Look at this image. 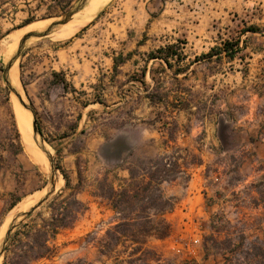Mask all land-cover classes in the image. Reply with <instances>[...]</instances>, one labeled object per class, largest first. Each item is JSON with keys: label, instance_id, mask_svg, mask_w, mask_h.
Here are the masks:
<instances>
[{"label": "rangeland", "instance_id": "rangeland-1", "mask_svg": "<svg viewBox=\"0 0 264 264\" xmlns=\"http://www.w3.org/2000/svg\"><path fill=\"white\" fill-rule=\"evenodd\" d=\"M80 2L0 0V52L10 41V34L29 25V20L57 21ZM121 2L108 0L88 25L69 39L58 41L46 36L22 41L17 70L21 83L26 53L69 45L96 20H111L113 9ZM226 4L219 3L212 12L207 4L200 3L198 13L183 12L173 17L159 36H146L131 28L132 59L138 67L127 73L131 84L119 79L125 85L124 103L89 113L84 129L70 147L42 133L51 154L50 163L45 156L49 169L45 160L44 169L26 151L13 95L0 67V245L13 224L12 234L32 227L33 234H43L46 224L59 214L53 211V200L79 192L78 199L88 210L79 214L73 228L61 230L56 241L49 232L48 244L55 251L49 259L29 264H121L127 259L123 246L110 257L101 252L102 245L111 240L107 233L119 223H131V218L145 227L148 219L140 211L118 214L106 197L108 190L125 185L131 170L134 184H146L150 160L167 156L171 160L163 166L173 180L163 183L161 190L173 203L164 216L171 235L165 240L149 238L147 248L167 264H223L225 253L243 261L247 252L256 264L258 247L264 241V0H247L242 11L231 2ZM251 27L258 32L247 31ZM226 42L240 43L234 58L226 52L217 54ZM169 45H175L182 58H172L170 66L161 61L148 65L150 53ZM213 49V56L204 58ZM1 59L0 55L3 66ZM105 89L101 87L99 100L108 106ZM152 99L163 101L153 105ZM37 124L42 131L39 120ZM130 128L141 130L145 137L136 149L122 135ZM168 128L175 131L176 141L166 143L169 136L162 132ZM195 156L203 160L201 166L192 164ZM61 176L63 184L26 216L48 194L51 181H59ZM45 189L46 194L31 201ZM29 198L26 208L12 218L13 209ZM148 205L147 200H141L136 208ZM126 236L131 238V232ZM22 240L26 243L31 239L22 236ZM25 251L12 248L7 264H22L17 257Z\"/></svg>", "mask_w": 264, "mask_h": 264}, {"label": "crops", "instance_id": "crops-1", "mask_svg": "<svg viewBox=\"0 0 264 264\" xmlns=\"http://www.w3.org/2000/svg\"><path fill=\"white\" fill-rule=\"evenodd\" d=\"M223 2L233 3L240 11L247 5V0H122L113 9L111 20H96L69 45L26 53L22 58V86L42 124L43 135L70 147L84 129L89 113L124 103L125 85L119 79L131 84L127 73L138 67L132 59L131 28L146 36H159L180 13H198L200 3L215 12ZM122 59L125 61L120 62ZM148 59V65L165 62ZM102 86H106L103 93L110 99L108 106L99 100Z\"/></svg>", "mask_w": 264, "mask_h": 264}, {"label": "trees", "instance_id": "trees-1", "mask_svg": "<svg viewBox=\"0 0 264 264\" xmlns=\"http://www.w3.org/2000/svg\"><path fill=\"white\" fill-rule=\"evenodd\" d=\"M30 23L31 20L27 22V24ZM247 31L256 33L258 32V29L251 27ZM235 47L240 48V43L226 42L224 44V48L221 49L220 52H217V54L221 55L223 52H226L230 58H234L238 52V50H235ZM214 52L215 50L213 49L212 53L205 55L204 58H211ZM174 57L177 59L182 58L175 45H169L167 47L160 48L157 53H151L149 55L150 59H163L169 66L171 65L170 60ZM125 59H122L120 62L125 61ZM0 67L1 70H4V66ZM158 101L163 100L152 99V104L156 105L159 103ZM162 133L164 136L166 134L169 136L166 143H169L170 141H176L175 131L172 129L168 128L167 132ZM218 135L220 136V129L218 130ZM170 160L171 159L168 160L167 156L150 160L151 166L146 172L148 174L149 181L146 184H144L145 182L141 186L134 184L132 182L134 172L131 170L130 178L129 180L125 181V185L120 186L119 189H116L113 186L110 187L108 190L109 196L106 197L110 201L114 211H116L118 214H123L127 211H131V213L140 211L147 214L148 222L146 223L145 227H140V225L136 224L135 219L131 218V223L129 220L128 222L125 221L114 226L112 231L107 233V235L111 237V240L106 241L102 245L103 250H101V252L103 255L110 257V255L117 252L118 247L123 246L124 251L122 254L127 255V259L122 260L121 264H136L140 261L145 262V264H167L163 263L162 258L157 256L152 248H147V240L149 238L165 240L171 235V226L164 219V216L173 208V203L170 199L164 197L161 190L163 183L173 180L170 171L168 172L165 169V165L163 166V162L167 161L166 164H168V161ZM192 164L201 166L203 164V160L200 157L195 156V160ZM153 169H155V171ZM144 170L146 171V168H144ZM64 176L67 186L70 187V181L68 177L66 175ZM78 193L79 192L71 193L66 197L58 196L53 200V211H57L59 214L57 216L54 215L52 217V221L46 224L45 232L43 234H41L40 231H37V234H33L34 227L26 232L18 231L12 234L5 249L6 255L4 264H7L8 253L12 252V248L15 250H26L23 255H19L17 257L18 262H22V264H29L31 261L49 259L52 253L55 251V248H52L48 244L49 232H51V238L54 240L61 230L73 228L79 214L82 211L88 210L86 204L78 199ZM102 197L105 196L102 194ZM141 200H147L149 205L138 210L136 208V203ZM128 232H131V238L126 236ZM116 234H120V236H115ZM22 236L31 240H28L26 243H24ZM36 249H39L42 252L37 254L35 252ZM258 251V260L255 263L264 264V241L261 242V245L258 247ZM246 254L247 255L243 261H235L234 258L225 253L223 264H254L253 259L250 258L251 254L249 252ZM80 262L81 261H79V263Z\"/></svg>", "mask_w": 264, "mask_h": 264}, {"label": "bare ground", "instance_id": "bare-ground-1", "mask_svg": "<svg viewBox=\"0 0 264 264\" xmlns=\"http://www.w3.org/2000/svg\"><path fill=\"white\" fill-rule=\"evenodd\" d=\"M107 1L108 0H91L89 4H87L85 8L74 17L72 21L67 23L62 28L57 29L55 32L48 35L47 37H51L54 40L61 41V40L69 39L74 35H77V33L83 27L88 25V23H90L91 20L98 15L97 12L105 5ZM55 20L56 18H52L50 20L36 21L27 25L22 29H19L11 33L9 37L11 38L10 41L8 42V44L6 43V46H4V48H2L0 52L3 62L7 63L9 61L11 56L15 53L19 44L24 40V38H26L25 35L27 33L33 30H43ZM18 68H19V64L17 61L11 71L12 87L16 89L23 97V100L28 103V99L25 95V91L21 83L20 74H19L20 72L17 71ZM11 94L13 95V99H14V110L17 119L16 121L18 122V127L22 135V141L24 143L26 151L28 153H31V157L33 158V160L36 163H38L41 167L45 169V165H46V168L49 169V163H50L49 156L45 154L43 150H41L39 146V139L34 135L33 132V119H34L33 113L29 110H25L21 106L18 98L12 92ZM45 156L49 160V163ZM44 160H45V165H44ZM63 182H64L63 177L60 178L59 181L56 179L55 183L57 188L58 186H61ZM47 192L48 189H45V191H42L38 195H35L31 201H33L37 197H40L41 195L46 194ZM29 203H30V198L19 203L12 211V215H11L12 218L17 213L22 212ZM4 231L5 229L1 233H3ZM0 264H2V259H0Z\"/></svg>", "mask_w": 264, "mask_h": 264}, {"label": "water", "instance_id": "water-1", "mask_svg": "<svg viewBox=\"0 0 264 264\" xmlns=\"http://www.w3.org/2000/svg\"><path fill=\"white\" fill-rule=\"evenodd\" d=\"M91 0H81V2L74 8L72 9L70 12H68L66 15H64V17H62L61 19L53 22L52 24H50L44 31H34L32 33H30L28 36H26V38H24L23 43L26 42L27 40H29L30 38H34V37H46L50 34H52L53 32H55L57 29L62 28L63 26H65L67 23H69L70 21H72L74 19V17L79 14L87 4H89ZM22 44V43H21ZM21 44L17 50V52H15L11 58L9 59V61L7 63H4V81L7 84V86L9 87V89L11 90V92L18 98L21 106L25 109V110H29L33 113L34 119H33V132L34 135L40 139L39 141V146L40 148L43 150V152H45V154H47L48 156H50V152L48 147L45 144V141H43V136L42 133L39 129V126L37 124V120L36 118V113L34 111V109L32 108V106L25 102L23 100V97L21 96V94L12 87V79H11V71L15 65V63L19 60V57L21 56ZM56 189V185L54 181H51L50 186H49V192L48 194L43 198V200L36 205L34 208H32L29 212H27L25 215L29 216L30 214L33 213V211L39 207L40 204H42L44 201H46L54 192ZM16 225L13 224L5 238L3 239L1 245H0V259L3 257L4 253H5V249L6 246L9 242V238L12 235L13 232V228Z\"/></svg>", "mask_w": 264, "mask_h": 264}, {"label": "clouds", "instance_id": "clouds-1", "mask_svg": "<svg viewBox=\"0 0 264 264\" xmlns=\"http://www.w3.org/2000/svg\"><path fill=\"white\" fill-rule=\"evenodd\" d=\"M122 135L127 136L130 144L136 149L142 142H144V134L141 130L130 128L126 130Z\"/></svg>", "mask_w": 264, "mask_h": 264}, {"label": "built area", "instance_id": "built-area-1", "mask_svg": "<svg viewBox=\"0 0 264 264\" xmlns=\"http://www.w3.org/2000/svg\"><path fill=\"white\" fill-rule=\"evenodd\" d=\"M199 240H197V242H198ZM186 246H188V244H186Z\"/></svg>", "mask_w": 264, "mask_h": 264}]
</instances>
